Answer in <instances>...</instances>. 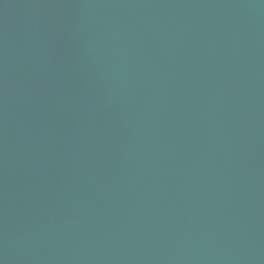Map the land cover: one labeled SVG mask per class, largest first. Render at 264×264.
<instances>
[{"label": "water", "instance_id": "1", "mask_svg": "<svg viewBox=\"0 0 264 264\" xmlns=\"http://www.w3.org/2000/svg\"><path fill=\"white\" fill-rule=\"evenodd\" d=\"M0 264H264V0H0Z\"/></svg>", "mask_w": 264, "mask_h": 264}]
</instances>
